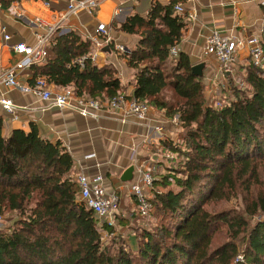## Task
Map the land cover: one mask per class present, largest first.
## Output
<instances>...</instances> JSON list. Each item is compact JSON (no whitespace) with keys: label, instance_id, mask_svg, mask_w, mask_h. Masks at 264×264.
Returning <instances> with one entry per match:
<instances>
[{"label":"trees","instance_id":"obj_1","mask_svg":"<svg viewBox=\"0 0 264 264\" xmlns=\"http://www.w3.org/2000/svg\"><path fill=\"white\" fill-rule=\"evenodd\" d=\"M175 1H154L145 16L128 15L117 28L139 36L125 53L135 74L131 96L177 117L180 127V144H162L184 160L154 181L148 196L154 212L137 219L155 222L138 227L134 246L107 225L103 241L79 199L69 152L40 137L33 124L5 134L0 122V215L14 214L0 228V264H264V217L252 221L264 213V68L248 58L238 71L244 87H230L233 98L220 107L207 104L203 75L193 74L188 55L169 54L186 27ZM91 47L76 30L58 29L50 55L31 66L48 84L77 95L121 94L110 64L98 67L88 57L74 63ZM232 197L235 206L208 209ZM240 250L243 260L236 261Z\"/></svg>","mask_w":264,"mask_h":264},{"label":"crops","instance_id":"obj_2","mask_svg":"<svg viewBox=\"0 0 264 264\" xmlns=\"http://www.w3.org/2000/svg\"><path fill=\"white\" fill-rule=\"evenodd\" d=\"M68 1L0 0V28H3L0 31V70L13 68L15 78L21 85H31L41 74L35 73L34 66L18 68L23 54L15 51L12 45L18 42L35 45L39 34L58 24V29L76 30L82 38L89 40L88 35L94 33L97 23L103 22L112 41L97 51L93 61L98 67L110 64L116 70V76L123 87L122 94L132 97L135 74L127 64L125 53L136 46L139 36L124 33L117 28L128 15L139 13L145 16L154 1L165 5L171 0H100L94 14L81 11L62 20L66 15ZM261 1L176 0L173 3H182L186 10L193 13L191 18L179 15L186 27L176 46L179 53L188 55L193 65L204 64L203 82L206 91L209 88L211 94H231L230 86H236V81L239 80L240 64L248 62V50L246 46L240 45L239 64L223 74L218 62L212 56L203 54L206 37L212 32L229 36L236 41H243L252 35L262 37L260 19L264 8ZM116 9H120V12L114 14ZM38 21L42 22L41 26H38ZM3 33L10 35L8 42L4 40ZM54 36L55 34L44 45L49 55V43ZM116 45H123L126 52H119ZM50 86L60 88L53 84ZM0 97L10 99L17 107L12 115L0 105L3 133L7 134L12 129L27 132L30 124H33L40 137L52 143L60 142L69 152L74 162L71 177L77 173H84L88 178L100 174L108 191L134 182L136 165H146L156 160L165 162L160 148L162 140H175L177 131H180L177 117L167 118L163 111L152 107L148 118L140 120L125 111V108H102L92 115L82 116L67 107L51 106L48 101L32 92H23L3 84L0 85ZM157 125L161 126L160 131L154 130ZM129 166L133 167L132 177L129 181H122L121 175ZM158 166L161 174L164 166L169 167L166 164ZM123 207L134 210L135 202L131 194H123Z\"/></svg>","mask_w":264,"mask_h":264},{"label":"built area","instance_id":"obj_3","mask_svg":"<svg viewBox=\"0 0 264 264\" xmlns=\"http://www.w3.org/2000/svg\"><path fill=\"white\" fill-rule=\"evenodd\" d=\"M99 2L100 0H69L66 7V15L62 17V20L70 14H77L81 11H85L89 15H92L97 11ZM261 3L264 8V0H262ZM173 11L178 15L187 16L189 18L193 17V13L186 10L182 3L174 4ZM119 12L120 9H116L114 14ZM37 23L38 26L42 25L41 21ZM260 27L262 37L252 35L243 41H236L229 36L212 32L205 39L203 54L212 56L218 62L222 73L225 74L239 63V46L244 45L247 47L248 58L251 63L257 67L264 68V14L260 19ZM58 28L59 24L48 27L45 33L38 35V40L35 45H28L24 42H18L12 45L15 51L23 54L17 67L25 69L32 64L43 62L47 56V50L44 45L52 35L56 34ZM0 31H3L2 27ZM3 38L8 42L10 40V35L3 33ZM88 38L92 42V50L86 55L75 59L74 63L82 65L87 57L91 58L93 61L97 55V51L108 46L112 41L108 34L106 24L103 22L97 23L94 33L88 35ZM115 48L119 52H126L123 45H116ZM169 54L172 58L178 57L179 50L176 45L169 49ZM1 84L7 87L18 88L23 92H32L41 99L48 101L51 106H56L58 108L67 107L78 112L82 116L92 115L95 111L102 108H106L107 110L125 108V111H128L138 119L146 120L151 109L146 102L137 100L133 97H127L122 93L108 99H103L102 97L77 95L71 87L54 89L42 75H38L31 85H21L15 78V71L13 68L0 70V85ZM221 104L222 103L217 101L214 107H220ZM0 105L10 114H15L17 107L10 99L0 97ZM154 130L160 131L161 126H155ZM153 142L155 144V141ZM160 148H162L161 145ZM167 151L169 152L167 158L170 160L174 159L171 152L169 150ZM135 172L136 178L134 182L122 184L121 188H113L110 191L105 188L103 176L100 174L88 178L84 173H77L72 177V180L76 183L78 188L79 199L91 210L96 220V225L101 230L104 225L115 227L124 217L129 216V218L132 217L137 220L147 217L153 212V208L148 201V196L154 191V181L161 180L159 166L154 164V162H150L146 165L138 164L135 166ZM124 193H129L133 196L135 207L131 212L124 210ZM235 260H243L242 252L237 254Z\"/></svg>","mask_w":264,"mask_h":264},{"label":"rangeland","instance_id":"obj_4","mask_svg":"<svg viewBox=\"0 0 264 264\" xmlns=\"http://www.w3.org/2000/svg\"><path fill=\"white\" fill-rule=\"evenodd\" d=\"M237 81H236V86L235 87H244V84H242V81L241 82H239V81L237 82ZM230 87L233 88L232 85ZM230 93L231 94L229 96H228L227 93L222 95L221 93L213 92L211 94L209 88H208L207 91H206V88H204V94L203 95H204V98H205L207 104H210V105L214 106V104L217 101H219L220 103L224 104L229 99H232L233 98L232 89H230ZM165 94H166V97L168 99H170L171 96H172V91L169 90V89H166ZM177 124L179 125V123H177ZM179 137H180V131H177L176 136H175V140H173V141L177 142L178 144H180L181 141L178 139ZM166 149L167 148L164 147L163 144H162V152H163L162 153L163 154L162 157H163V159H165V162H163L162 160L153 161L154 164H156V165H160V164H162L163 166L165 164L169 165V167H165L164 166V171H163V173L160 176L167 175L169 173L167 171H171L170 168H173V169L176 168L178 162L181 161V160H184L183 156H180L178 153L172 152L171 150L167 149V150H169L171 152V154L174 157V159H172V160L168 159L167 158V154H169V152ZM156 189H160V188L156 187ZM235 204H236V199H234L232 197L228 201H221V202H219L217 204H211V205L208 206V209L209 210H218V209L228 208L230 206H235ZM124 210H127V209H125V207H124ZM127 211L131 212L132 208L131 209L128 208ZM153 212H154V210H153ZM258 217L263 218L264 217V213L255 216L252 221L256 220ZM13 218H14V214H10V215L3 214V215H1L0 228H2L3 226H8L11 223V220H13ZM151 218H152V216H150V218H148V219L139 221V220H136V219H134L132 217L129 218V216L128 217H124L123 219H121L116 224V226L114 227V229H115L114 232L120 234L123 237V240H124L125 244H127L128 246H130V245L134 246L135 237H136V234L138 232L137 231L138 227L139 226L151 227L152 224L155 222V220L153 218L152 219ZM223 230H224V227H223L222 231ZM101 235H102L103 241H105V240L107 241L108 240L107 231L102 229L101 230ZM220 240L221 239H219V241ZM240 252H241V250H240Z\"/></svg>","mask_w":264,"mask_h":264},{"label":"water","instance_id":"obj_5","mask_svg":"<svg viewBox=\"0 0 264 264\" xmlns=\"http://www.w3.org/2000/svg\"><path fill=\"white\" fill-rule=\"evenodd\" d=\"M191 69H192L193 74L202 76L204 64L203 63H197V64L193 65ZM132 172H133V167L129 166L128 168H126L123 171L120 179L122 181H129L132 177Z\"/></svg>","mask_w":264,"mask_h":264}]
</instances>
